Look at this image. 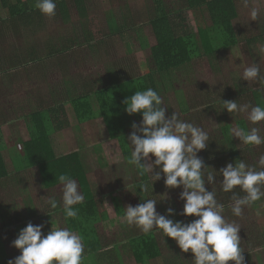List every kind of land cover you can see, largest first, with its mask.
Here are the masks:
<instances>
[{
    "label": "trees",
    "instance_id": "trees-1",
    "mask_svg": "<svg viewBox=\"0 0 264 264\" xmlns=\"http://www.w3.org/2000/svg\"><path fill=\"white\" fill-rule=\"evenodd\" d=\"M0 1L2 6L8 11V17L6 19L8 27L6 30L12 29L15 25H18L25 30L31 31V29L42 27L47 21L46 15L42 14L36 7H32L31 9L27 0H15L13 4H10L8 0ZM55 2L58 8L55 15L63 13L64 5L66 3L69 4V2L72 5L76 4L79 11H83L85 7V0H55ZM155 2L156 6L152 7L150 4L148 9L137 12L133 17L138 19V23H140L141 26H146L151 29L155 39V43L152 46H143L145 39L143 38L142 28L132 26L133 24L131 25L127 22V19L123 17H121V20L117 19L112 10L104 11L106 21L105 32L99 29L98 26L94 28L95 24L87 27L81 23L78 27L73 28L69 36L60 34L56 36L57 38L45 42L46 55L57 56L58 60L56 64L63 65V62L59 61L61 60L59 56L65 57L66 52H70L86 44L88 49H93L95 55H100L105 53L107 48L114 46L118 40H121L125 31L131 30L138 37L142 48L146 47L144 49L147 50L149 61L143 60V63L147 65L143 67L144 72H142V74L139 75L137 70L132 69L131 72L133 73L131 77H128L125 71L121 72L120 70H115L112 72L111 77L113 76V78L109 80V88L107 91H97V84H99L98 79L88 80L87 78H83L80 81L86 86L87 92L80 95H75L73 93H66L64 95L59 90H55L54 94H52L53 89L46 90V88H38L36 92H32L35 103L32 105L31 109V103L28 104L29 102H26L23 97L17 98L13 104L12 114L14 118H0L3 122L8 123H13L16 120L25 121L28 119L29 140L22 144V157L27 163V168H36L38 170L42 184H44L46 188L51 189L52 187L60 185L58 181L60 174H70L78 182L79 188L84 195L85 202L82 205L75 206L79 210V218L66 220L67 228L81 235L88 252L92 254H98L104 247L100 238H98L99 236H97L95 225L105 219L106 216L103 215V217H101L98 214L99 205L91 191L79 154L77 152H71L67 155L56 157L50 141L52 133L62 124V122H59V119L61 117H66V111L63 106L64 100L69 99V105L71 106L74 119L79 124L93 121L98 116L102 117L109 138L118 141L125 159V157L130 154V149L126 143H128V131L131 132L130 126L134 123L131 120L135 121L142 119L139 113L128 115L124 111L125 106L122 102L127 98L126 87H131L129 89L131 94H134L136 90L143 91L147 88H152L159 93L163 80L165 78L169 79V75L172 72L176 70L184 72L183 70L190 69L191 66L195 64L193 62L198 60L201 56H205L207 59L209 57L213 58L215 54L221 51L242 44H244L247 49H257L260 55H264V24L256 25L255 29L257 30V34L255 36L248 35L247 32L241 34L240 31H237L236 27L233 25V21L238 17L234 0H179L177 5L173 4L170 8H167V5H165L162 0H155ZM187 11L195 14L194 17L196 21H198L199 18H203V14L207 15L209 24L203 26L198 25L194 31V27L190 24V20L187 16ZM36 14H39L41 18L37 17V20L34 19ZM92 41L94 43L93 45ZM247 49L245 51H248L247 53L250 54L252 50L249 51ZM33 55H35V49L32 50L31 56L27 57L29 60L23 61L22 65H28L29 67V61L33 59H31V57H36ZM0 62V73L4 71L3 73L7 75L10 70L14 69V66L18 67L19 65L10 57L8 59L2 57L0 58ZM10 64H12L13 67L10 66ZM262 64L261 75H264V61ZM4 67L7 68L6 71ZM110 68H113L112 65ZM32 72L30 77H32ZM22 76L24 79L28 78L26 75ZM185 79L188 81V76H186ZM80 81H77L78 84ZM66 83L67 82H65V84ZM22 84L24 83L22 82ZM262 85H264V82H262ZM74 87L75 85L73 84L71 88ZM123 89H125L124 92L122 91ZM236 93L237 94L233 95L232 92L227 89V92L224 91L221 93L224 98L222 101L237 100L238 104H245L247 103L245 97L250 93V97H246L250 98L248 100L249 104H260L264 106V94L258 89L251 91L243 86V90H241L240 93L239 90H237ZM91 95L96 99L97 109H94L92 105L90 99ZM233 96L234 98L231 99ZM175 97L181 115L188 114L186 120H193V118H195V113L193 115L190 114L195 110L199 109L198 116L202 118L205 114L203 110L211 109V105L208 104V98V100L203 101L201 104H198L194 101L195 99H193L192 104L194 106L189 108L187 102L184 103L180 101L177 91L175 92ZM227 97L228 100L226 99ZM198 101L200 102V100ZM203 103L208 105H205L203 108L201 107ZM220 106L222 107V104ZM235 116L236 115H234V118ZM130 117H132V119H130ZM127 119L130 120L127 121ZM111 120L117 121L118 124L110 123ZM235 120L237 127L245 128V122L241 118ZM65 121H67L66 118L64 122ZM194 121H196V118ZM230 128L231 126L229 124L221 127V136L224 138L223 143L227 146L225 147L226 149H224V147L220 149L217 143L214 144L215 141L211 140L207 149L201 150L198 153L205 164L213 169L219 168L214 164L220 161L223 162L225 159L223 157H227L230 163L237 159H241L238 152L239 150L231 140V135L228 134ZM6 147L7 144L0 128V180L8 177L2 154L6 150ZM210 161H213V164L209 163ZM139 180L136 181L135 187L139 183ZM206 188L210 190L211 187L206 185ZM236 191L240 195H244L243 192H239L238 188ZM139 192L140 190L137 189L136 193L138 195ZM219 192L222 193V191H216L218 201L220 198L218 195ZM224 194L228 196H224L226 203L231 204L232 201L230 197L232 193ZM260 201L257 202L259 203ZM257 202L250 207H257ZM178 207H180V205ZM178 211L180 213L181 208H179ZM175 213L174 216L177 214L179 215L178 212ZM230 213L231 212H229L230 217H235ZM119 215L122 216V211L119 212ZM184 217L185 216L181 217L180 221L187 223L191 220L190 217ZM248 217L252 216H249V213H245L236 218L246 219ZM183 218L184 220H182ZM248 226L249 227L242 226L239 231L241 247L244 252L247 250V239L244 237L243 232L247 233L249 237L258 234V229L256 227L250 228V225ZM167 239L168 237H166L165 240L169 241ZM128 245L134 264H150L151 261L162 256L161 246L155 236V231L147 234L135 235ZM193 258L184 262L174 254L163 264H193Z\"/></svg>",
    "mask_w": 264,
    "mask_h": 264
},
{
    "label": "rangeland",
    "instance_id": "rangeland-1",
    "mask_svg": "<svg viewBox=\"0 0 264 264\" xmlns=\"http://www.w3.org/2000/svg\"><path fill=\"white\" fill-rule=\"evenodd\" d=\"M8 1H10V4L15 3V0ZM28 1H30L31 6L34 7V3L36 0H27V3ZM154 1L155 0H85V7L83 11H79L76 4L72 5L69 2V4L66 3L64 5L63 13H58L60 15L59 17L58 15H55L52 18L46 16L47 21L45 25H43L42 27H38L35 30L32 29L31 31L25 30L18 25H15V27L12 29L6 30V25L0 23V58L3 57L4 59H8L10 57L16 62L28 61L29 59L27 57H30L32 50L35 49V55L36 57H38L37 60L39 61L42 54L41 51L45 50V41L57 38L56 36L60 34L69 36L72 33L73 28L78 27L81 23H83L87 27L95 24L94 28H97L98 26L99 29L105 32L106 21L104 11L106 10H112L115 13L117 19L121 20V17H123L127 19V22H129L131 25L133 24L132 26L142 28L143 38L145 39L143 46H152L155 43V39L151 32V29L146 26H141V24L138 23V19L133 17L137 12L145 11L146 9H148L150 4L154 5ZM162 1L165 5H167V8H170V6L173 4L177 5L179 0ZM234 1L237 8L238 17L233 21V25L236 27L237 31H240L241 34H245V32H247L248 35L255 36L257 34V30L255 29L256 25L264 24V0H249L248 7L243 6L242 0ZM251 8L259 9V15L256 20H251L250 18L249 11ZM57 9L58 8L56 7V11ZM4 13L5 12L1 8L0 2V19L4 17ZM35 16L34 19L36 20L37 17L41 18L39 14H36ZM187 16L190 20V24L192 25V27H194V31L196 30V27L198 25L203 26L209 24L207 15L203 14V18H199L198 21H196L194 17L195 14L191 13L190 11H187ZM93 44L94 43L92 41V45ZM144 48H142L138 37L131 30L125 31L122 35L121 40H118L114 46L107 48L106 52L100 55H95L93 49H88L86 44L82 45L79 48H75L74 50L65 53V55H68V58L70 59V62L68 63V65L71 67L70 69H67L65 73H56L55 75L44 71L45 77L40 78V76H38L37 78L39 79L38 86L46 83L56 84V86H59L63 83L62 80L67 82L66 84H68V86H72L74 82L75 86H77L78 80L80 81L83 78H88L91 75L94 80L98 79L99 84H97V91H107L109 88V80L113 78V76L111 77L112 72H114L115 70H120L121 72L125 71V74L128 77H131L133 73L131 72L132 69L137 70L139 72V75L144 72L143 67H145L147 64H144L143 60L145 59L146 61H149L148 54L146 52L147 50H145ZM246 49L247 48L244 46V44H242L221 51L215 54L213 58L209 57L207 59L205 56H201L200 58H198V60L193 62L195 64L192 65L190 69H180L184 72L177 71L176 77H178V79L176 83L170 89H168V92H166L164 95L162 94V99L165 105L168 107V111L166 113L167 115H170L173 111H175L179 114L180 119L192 122L197 126L202 127L204 130L208 131L210 140L215 141L214 144L217 143L220 149H223V147L224 149H226L225 147H227L223 143L224 138L221 136V127L229 124L231 128L228 134L231 135V129L237 127L235 119L241 118L245 122L246 130L250 129L253 126L258 127L260 129L261 135H264V121L258 122L257 124L253 125L248 121L246 113H228L226 109L222 110V107L220 106L221 101L224 99L221 93H223L224 91L227 92V89L231 91L233 95H235L237 94V90H239L240 93L241 90H243L244 86V88L246 87L251 91L258 89L264 94V85H262V82L245 81L242 79L238 80L240 76H242L243 70L247 66L258 63L260 65V68L262 69L264 55H260L257 49H247L249 51L252 50L251 53L248 54V51H245ZM78 55H82V57L86 58V62L84 65L79 66L74 64L75 59L73 57ZM40 65L41 64H36V62H34V64L32 66L30 65L29 67L28 65L24 66L22 64H19L18 67L14 66V69L10 70L8 75L4 74V71L0 73V118H14L12 111L15 99L22 98L23 96L31 99L29 90L36 87L35 84L30 83V75L32 71L36 74H39L40 70H43L44 67L46 68V65L50 66V68H55L56 66H58L55 62L52 61L46 62L44 67H41ZM111 65L113 68H110ZM10 66L13 67L12 64H10ZM6 69L7 68L4 67L5 71ZM22 75H26L28 78L24 79ZM39 75H41V73ZM186 76H188V80L190 82H186ZM34 77H32V79ZM22 82L24 84H22ZM79 84L84 85V83L82 82H80ZM130 88V86L126 87L127 97L133 95L129 92ZM122 91L124 92L125 89H123ZM174 91H177V95L180 98L181 102L188 103L189 108L194 106L192 104L193 99H195L194 101H196L198 104H201L203 101L209 99L208 104L211 105V109H204L203 111L205 112V114L202 116V118H199L198 116L199 109L195 110L190 114L193 115L195 113L196 121H194L195 118H193V120H186V116L188 114L181 115V112L179 111V108L177 106L176 98L173 94ZM67 93L80 95L82 93V89H71L67 91ZM249 94L246 97H250ZM246 97L245 101L248 103V100L250 98ZM233 98L234 96L231 99ZM197 99L200 100V102ZM226 99L228 100V97ZM208 104L203 103L201 107L204 108V106ZM234 115H236L235 118ZM70 116L72 117V115H69V118ZM65 118L67 120V116ZM65 118L61 117L59 119V122H63ZM130 119H132V117H130ZM131 121L139 124L141 120ZM28 122V119L23 122V126L27 128V131H25V129H21V124L16 128L19 134L22 135V133L24 132V140H29ZM110 123L118 124V122L115 120H111ZM94 124H98L99 126H96ZM94 124H91V128L95 127L97 128V130L101 131V136L104 137V140L108 141V136L106 137V125L103 118L98 117V122ZM13 131L14 127H10L8 134L13 136ZM231 140L235 144V147L239 150L238 152L241 156V159L249 165L256 164L259 157L261 155H264V144L260 146L244 145L243 143H240L238 138L232 137V135ZM69 147L70 145L66 148V150H68ZM94 148L96 149V151H101L98 143L95 144ZM20 149V146L13 142L11 144V147L9 148V151L11 150L10 152L12 153L13 151H18ZM99 153L100 152L97 153V155L99 156V164H101V161L109 162V169H107L108 171H106V176H101L99 170L101 166L98 164V162L94 161L93 165L98 171L96 174H93L92 172H90V170H88V175L93 180L92 182L101 183L100 190L102 192L101 195L103 196V204H107L106 208L110 212L111 217L115 218L114 211L111 208L112 205L115 207V205H119V203H121V205H123L125 208L127 205L135 206L138 203H141L140 196L135 191V183L140 179V177L137 176V171L132 165H127V162L126 160H124L122 154L104 155ZM223 158H225L223 162L220 161L219 163L214 164L215 166L219 167L214 168V170H216L217 172L227 163H230L227 157ZM152 159L155 158L153 157ZM6 160L8 163V168H11V164L8 161V155L6 156ZM209 163L213 164V161H210ZM13 164L18 169H23L27 165L22 155H18L17 153L15 154V157L13 159ZM27 169H30V167H28ZM35 172L36 169L34 168V174ZM162 179L163 174H161V179L155 182L153 185L154 189L152 194L156 196V199H161V196H164L166 194L165 199H161L157 202V212H159L160 214H166V210L169 207L173 208L175 212L178 213V209L181 208L182 212L184 202L179 199L181 188L169 189L164 185V180ZM217 179H222V177H219V174H217ZM210 187L215 191L220 190L219 183L211 185ZM222 193L219 192L218 195L220 196L219 202L225 204L226 206L224 213L225 218L229 222H236L241 226V228L242 226L249 227L248 225H250V228L256 227L258 229V234L253 237H249L247 233L243 232L244 237L247 239V250L245 252L243 251L242 253L244 256V264H264V199L259 203L257 202V207L244 208L243 214L249 213V216L252 217H248L246 219H237L236 217L229 216V212L231 211L228 206L230 204H227L225 200V197L228 196L227 194ZM179 205L180 207H178ZM180 213L179 215L177 214L176 216H172L170 218L174 220H180V218L183 217V215H180ZM187 217L191 218V220L188 222L196 219V217L192 216ZM184 218L182 220H184ZM56 223L57 227H65L62 221L56 220ZM109 226L110 225L108 223L99 225V231L101 233H108L110 230ZM130 227L134 229L132 230L133 235L143 233L137 227H134L132 225H130ZM161 234V232L155 231V236L157 237L161 246L162 256L156 260L151 261L150 264H163L174 254L184 262H187L191 258H193V254L191 253V251L182 252L173 239L168 237L167 240L169 241L165 240L166 242L164 243V238ZM112 240L113 239L111 238L104 241L110 243ZM125 263L134 264L132 259L128 261L125 260ZM228 264H234V262L229 261Z\"/></svg>",
    "mask_w": 264,
    "mask_h": 264
},
{
    "label": "clouds",
    "instance_id": "clouds-1",
    "mask_svg": "<svg viewBox=\"0 0 264 264\" xmlns=\"http://www.w3.org/2000/svg\"><path fill=\"white\" fill-rule=\"evenodd\" d=\"M28 3L30 5V1ZM242 4L248 7L249 0H242ZM151 6H156V2ZM34 7L49 18L56 14L55 0H36ZM249 15L251 20H256L259 9L251 8ZM176 74L177 70L169 75V79L163 80L159 93L152 88L136 90L122 102L128 115L139 113L142 117L139 124L131 125L132 131L126 143L130 154L125 157L141 178L135 187L136 192L140 190L141 203L127 205L123 219L145 234L161 232L164 243L165 237L173 239L182 252L191 251L193 264H228L229 261L244 264L239 236L241 226L225 218V204L218 201L216 191L212 188L208 190L206 184L219 183L222 192L232 193V203L228 207L233 216L240 217L245 207L264 199V155L256 164L249 165L237 159L218 172L206 165L198 153L207 149L211 141L208 131L180 119L175 111L166 114L168 107L162 94L176 83ZM241 79L264 82L260 65L254 63L247 66L238 80ZM221 104L222 110L226 109L228 113H246L253 125L264 121V106L260 104H238L237 100L221 101ZM231 135L244 145L264 144V135L258 127L247 130L236 127L231 129ZM161 174L167 188H181L179 199L184 203L180 215L196 219L188 223L174 220L170 217L176 213L171 207L166 214L157 212V202L166 198V194L161 199L152 194L153 185L161 179ZM217 174L222 179L218 180ZM58 181L62 188L60 201L54 196H42L46 197L44 206L54 213L62 202L65 220L78 219L79 210L75 206L85 202L78 182L70 174H60ZM237 188L244 195H240ZM43 227V224L29 222L18 232L12 246L19 249L20 255L8 260L7 264H83L85 249L80 235L67 227L51 228L44 235Z\"/></svg>",
    "mask_w": 264,
    "mask_h": 264
},
{
    "label": "crops",
    "instance_id": "crops-1",
    "mask_svg": "<svg viewBox=\"0 0 264 264\" xmlns=\"http://www.w3.org/2000/svg\"><path fill=\"white\" fill-rule=\"evenodd\" d=\"M35 4L36 1L34 5ZM29 7L32 9L31 4L29 5ZM1 8L4 10L5 13H4V17L0 19L1 21L0 23L5 24L6 25L5 28H7L8 24L6 23V19L8 17V11L6 8L2 6V3H1ZM59 16L60 15L58 14V17ZM41 52L42 54L40 56L39 61L37 60L38 57H31V59L33 58L32 60H34V61H29L30 62L29 64L31 66L34 64V62H36V64H41L40 65L41 67H44L46 62L48 61H52L55 63L57 62L58 57L46 55V49ZM59 57L61 59L59 61H62L63 65L57 64L58 66H56L55 68H50V66L46 65V68L44 67L43 70H40L39 74L41 73V75L32 72V77L34 76L35 77L33 79L32 77H30L31 78L30 83L35 84L36 87L29 90V95L31 96V99H28L25 96H23L26 102L31 103L30 109L32 108V105H34L35 103V98L34 96H32V92L38 90V88H42V89L46 88V90L53 89L52 94H54L55 90H59L61 93L65 95L67 91L75 88L82 89V93L86 92V86L78 84L74 88H71V86L65 84V81H63V83L60 84L59 86H56V84H51V83H46L38 86L39 79L37 78L38 76H40V78L45 77L44 71L55 75L56 73L59 74L65 73L67 69L71 68L68 65V63L70 62L68 55H65V57L63 56H59ZM73 58L75 59L74 64L79 66L84 65L86 62V58L82 57V55H78ZM17 63L22 64L23 61H19V62L17 61ZM87 79L94 80V78L91 75ZM90 99L94 109H97V103L95 97L91 95ZM69 104H70L69 99L64 100L63 106H64V110L66 111L65 115L67 116V121L65 122L63 121L62 124H60V126L56 129V131L52 133V135L50 136L51 145L56 157H61L71 152H77L79 154L80 161L85 170L91 191L93 192L96 198V202H98L99 205L98 214L101 217H103V215L106 216L105 219H103L102 221H100L95 225L97 236H99L98 238H100L102 244L104 245V247L100 250V252H98V254H92L88 252L84 240L81 237L85 249L83 264H127L125 263V260L126 261L131 259L133 260L132 256L130 255L128 244L134 238L135 235L132 234V230L134 229L131 228L130 225H128L123 219L124 211H125L124 206L121 205V203H119V205H115V207L112 205L111 208L113 209L115 214V218H112L110 212L106 208L107 204L105 203L103 204L104 202L103 196L101 195L102 192L100 190L101 183L92 182L93 180L88 175V170H90V172H92L93 174H96L98 171L97 169H95V166L93 165V161L98 162L99 164L98 161L99 156L97 155L98 152H100L99 154H104V155L106 154L123 155L122 150L116 140H112L109 138L107 129H106V133H107L106 137L108 136L107 139L109 143L108 141L104 140V137L101 136L102 135L100 133L101 131L97 130V128L95 127L91 128V124L98 122L99 116L93 121L79 124L74 119L73 112ZM69 115H72V117L70 116L69 118ZM129 120L130 119H127V121ZM23 122H24L23 120H16L13 123H8V122H3V120H0V128L1 131L3 132L4 140L7 144L6 150L2 154L8 172V177L0 180V264H7L8 260L14 259L18 255H20L19 249H16L15 247L12 246V241L16 239L18 232L21 229H23L29 222H31L34 225L43 224L44 227L42 229V232L44 235H46L51 230V228L57 227L56 220L62 221L65 227H67V221L65 220V217L62 212V208H63L62 202L58 207V209L54 213H52L49 212L46 206H44V200L46 197H42L46 195L54 196L58 201H60L62 195L61 185H57L52 189H48L45 187L44 184H42L41 176L36 168H35L36 172L34 174V168L27 169V167H24L23 169H18L13 164V159L15 157V154L16 153L18 155L23 154L22 144L23 142L27 141L23 139L24 132L21 135L17 132L16 129L18 125L21 124L20 125L21 129H25V131H27V128L23 126L24 125ZM94 125L97 126L98 124H94ZM10 127H14L13 136L8 134ZM130 133L131 132L128 131V135ZM13 142L18 144V146H20L21 149L18 151L15 150L11 153L10 152L11 150L9 151V148L11 147V144ZM96 143L99 144L101 151H96V149L94 148ZM69 145L70 147L68 148V150H66V148ZM7 155L9 157L8 161L11 164V168H8V163L6 160ZM99 165L101 166L99 169L100 174L102 177H105L106 171H108L107 169H109V162L101 161V164ZM43 211L48 212L49 215H47ZM120 211H122V216L119 215ZM104 223H108L110 225L109 226L110 230L108 233L107 232L101 233L99 231L98 226L103 225ZM132 226L136 227L135 225ZM75 233L80 235L78 232ZM111 238L117 241L112 240L110 243L104 241Z\"/></svg>",
    "mask_w": 264,
    "mask_h": 264
}]
</instances>
